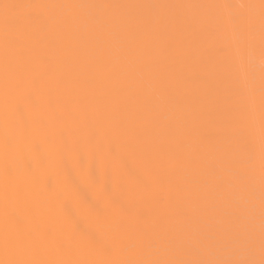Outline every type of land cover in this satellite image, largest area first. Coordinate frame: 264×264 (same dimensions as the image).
<instances>
[{
	"label": "bare ground",
	"instance_id": "obj_1",
	"mask_svg": "<svg viewBox=\"0 0 264 264\" xmlns=\"http://www.w3.org/2000/svg\"><path fill=\"white\" fill-rule=\"evenodd\" d=\"M0 264H264V0H0Z\"/></svg>",
	"mask_w": 264,
	"mask_h": 264
}]
</instances>
